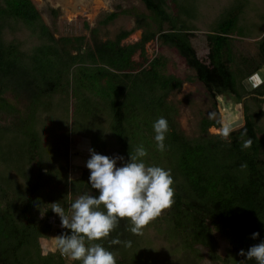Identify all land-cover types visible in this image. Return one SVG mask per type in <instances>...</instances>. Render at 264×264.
I'll return each instance as SVG.
<instances>
[{
	"label": "trees",
	"instance_id": "obj_1",
	"mask_svg": "<svg viewBox=\"0 0 264 264\" xmlns=\"http://www.w3.org/2000/svg\"><path fill=\"white\" fill-rule=\"evenodd\" d=\"M141 1L149 13L132 12L133 28L105 40L92 28L87 41L84 35L55 38L31 0H0V115L12 117L0 123V264H66L60 251L40 250L39 239L52 229L49 218L61 223L50 204L58 202L68 214L80 195H99L87 167L78 178H69L70 134L88 138L99 154L123 156L120 167L142 144L148 153L143 161L170 169L174 180V203L164 210L168 239H178L192 259L203 257L202 247L214 262L256 264L239 252L264 241V81L251 88L244 83L264 64V36L255 41V54L232 51L239 38H256L264 30L252 16L255 0H239L211 28L194 24L203 0ZM117 16L113 11L100 23ZM151 21L157 29L149 28ZM143 27L137 41L119 44ZM196 30L208 32L205 58L191 43ZM153 39L194 75H180L162 50L148 58L145 45ZM196 80L210 97L230 93L241 103L244 124L227 139L208 131L220 127L219 118H201L193 136L180 127L178 108L168 97L183 82ZM7 93L26 99L25 110H15ZM159 117L169 125L164 152L154 139ZM244 127L253 143L241 150ZM129 227L130 221L121 219L109 237L94 243L115 252L117 264H159L158 252L149 250V235H134ZM63 233L71 230H57L58 236ZM215 233L228 243L223 257ZM117 237L131 240L132 247L110 245Z\"/></svg>",
	"mask_w": 264,
	"mask_h": 264
},
{
	"label": "rangeland",
	"instance_id": "obj_2",
	"mask_svg": "<svg viewBox=\"0 0 264 264\" xmlns=\"http://www.w3.org/2000/svg\"><path fill=\"white\" fill-rule=\"evenodd\" d=\"M38 10L43 22L50 28L55 38L63 36H80L84 35L88 40H90V29L97 28L96 37L101 40L114 39L116 33L121 29H131L134 27V16L132 12L148 14L146 7L141 0H31ZM263 0H255L252 16L254 18L258 17L259 26L264 23V9L262 7ZM239 5V0H203V5L200 7L201 13L194 19L195 26L202 22V26L210 24V28L217 24L225 14H227L233 7ZM55 11V12H54ZM117 12L118 16L106 25H102L100 20L105 17L106 14L111 12ZM245 17L250 19V13H246L245 9L241 10ZM18 15V14H17ZM195 16V14L193 15ZM262 17V18H261ZM149 28L152 30L157 29V25L153 23ZM162 27V25H161ZM145 28L135 29L124 39L119 40V44L126 45L127 43H133L137 41L142 31ZM198 33V30L192 32L191 43L193 47L197 50L203 48V43L207 46V51L209 48L207 33L204 30ZM258 39V38H257ZM256 41V40H255ZM253 40H241V42L236 41L232 51L235 53L237 50L243 51V53L255 54L256 46ZM244 42V43H243ZM236 48V51L234 50ZM162 52L173 59L176 63L177 72L184 75H194V71L186 68L183 65L180 58L169 49H162L159 41L153 39L146 43L145 52L148 58L153 57L155 53ZM205 50V51H204ZM200 53V58H205L207 51L204 49ZM203 52V53H202ZM227 52H225L226 54ZM255 80L257 76H254ZM258 82V81H257ZM5 98L11 104V106L22 112L25 110L27 101L24 98L14 97L13 94H5ZM169 101L174 103L178 108V121L180 127L185 131L188 136H193L199 130V122L201 118H209L210 112L216 113V118L223 120L224 117H230L229 111L235 110V102L230 93H225L220 96L210 97L202 83L198 80L193 82H183L180 89L173 91L169 97ZM63 104L60 105V110H63ZM70 112V107H69ZM243 116V113H242ZM17 115L14 116V120ZM230 119V118H229ZM226 119V120H229ZM12 120L11 116L6 114L0 115V123L4 121ZM244 120V119H243ZM236 127L235 129H238ZM209 133L211 134H221L222 125L220 127H209ZM69 165L72 166L73 157L75 154H85L88 152L90 159V142L88 138L82 135L70 134L69 135ZM117 167H120L117 164ZM81 169V166L80 168ZM75 172L73 169H69V178L74 179ZM70 215V213H68ZM51 223L53 220H51ZM153 222V223H152ZM52 229L47 236L41 237L39 239L40 250L42 254L48 252L58 253L57 247V230L63 229L59 228L55 224H51ZM167 221L165 219L164 210L162 213L149 223V226L143 229V238L149 235L151 239L150 251L154 250V253L158 252L159 264H221V262H214L207 258L206 249L198 247L203 255L202 258L192 259V256L188 251L180 249V241L178 239L170 238L168 239L166 234ZM218 240V253L223 257L228 248V243L222 239L218 233H215ZM148 238V237H147ZM146 238V239H147ZM179 241V242H178ZM152 249V250H151ZM157 251V252H155ZM70 258L66 257V264H73Z\"/></svg>",
	"mask_w": 264,
	"mask_h": 264
},
{
	"label": "clouds",
	"instance_id": "obj_3",
	"mask_svg": "<svg viewBox=\"0 0 264 264\" xmlns=\"http://www.w3.org/2000/svg\"><path fill=\"white\" fill-rule=\"evenodd\" d=\"M256 87L255 77L249 78ZM216 113L210 112L209 118L215 119ZM222 125V138L227 139L239 124L231 121H217ZM157 150H166L165 140L169 131L168 121L159 117L153 123ZM247 128L240 133L241 150L252 146V139L247 138ZM148 155L141 144L135 153H130V160L117 167V161H123V156L109 157L90 149V159L86 167L90 170L89 181L92 189L99 191L98 196L85 193L75 199L70 205V215L60 204L52 203L51 210L61 219V226L70 229L71 234L63 233L56 237L57 247L61 255L81 264H117L116 253L95 241L103 240L119 226L121 219L130 221V231L134 235H143V229L163 210L174 203V180L170 169L160 166H149L142 158ZM242 164L241 168H246ZM103 205L104 210H101ZM259 232L252 234L253 239L259 237ZM86 241L88 242L86 246ZM110 245L132 247L131 240H121L118 237L109 241ZM239 255L247 261L255 260L256 264H264V241L252 245L247 251L241 249ZM240 264H245L241 261Z\"/></svg>",
	"mask_w": 264,
	"mask_h": 264
},
{
	"label": "crops",
	"instance_id": "obj_4",
	"mask_svg": "<svg viewBox=\"0 0 264 264\" xmlns=\"http://www.w3.org/2000/svg\"><path fill=\"white\" fill-rule=\"evenodd\" d=\"M200 32H202V31L198 30V33H200ZM202 33H204V32H202ZM262 36H264V30L260 34L259 37L253 38V40L254 41L258 40ZM239 39H241V40H252V38H239ZM202 45H203V48H201L200 51L197 50V48L194 47L196 49V52H197L198 56H200L201 51H203L204 49H206V51H207V46L205 45V43H203V40H202ZM253 76H257V79L255 80V83H260V82L264 81V64L260 68H258L250 77H253ZM249 78H247L245 80L244 84L246 85V87L251 88L253 86H252V81ZM262 108L264 110V101H263ZM89 152H90V150H89ZM72 160H73L72 166L69 169H71V171L73 169V172H75L74 174H76L75 178H78L81 175L82 170L86 168V163L89 160V154H88V152L85 153V154H75V157H73ZM80 166H81V169H79Z\"/></svg>",
	"mask_w": 264,
	"mask_h": 264
},
{
	"label": "water",
	"instance_id": "obj_5",
	"mask_svg": "<svg viewBox=\"0 0 264 264\" xmlns=\"http://www.w3.org/2000/svg\"><path fill=\"white\" fill-rule=\"evenodd\" d=\"M223 94H225V93H222L221 95H223ZM219 96H220V94H219ZM231 96L233 97V100L235 101L233 103V105H235V107H234L235 110L232 112V111H230V109H227L229 111L230 117H228V116L224 117L223 121H225V122L231 121L233 124H239L242 122V125H243L244 120H243V116H242V113H243L242 105H241V103L236 101L235 97L232 94H231ZM226 119H229V120H226ZM238 127H241V126H238Z\"/></svg>",
	"mask_w": 264,
	"mask_h": 264
},
{
	"label": "built area",
	"instance_id": "obj_6",
	"mask_svg": "<svg viewBox=\"0 0 264 264\" xmlns=\"http://www.w3.org/2000/svg\"><path fill=\"white\" fill-rule=\"evenodd\" d=\"M50 219L53 220L52 223H51ZM49 222H50L51 224H55V225H57L59 228H62L61 223H58V224H57V223L55 222V218H54V217H50V218H49Z\"/></svg>",
	"mask_w": 264,
	"mask_h": 264
}]
</instances>
